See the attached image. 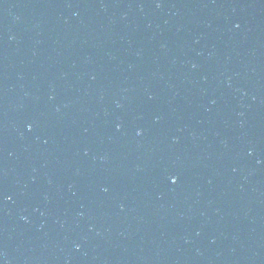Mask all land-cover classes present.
Masks as SVG:
<instances>
[{
    "label": "water",
    "instance_id": "obj_1",
    "mask_svg": "<svg viewBox=\"0 0 264 264\" xmlns=\"http://www.w3.org/2000/svg\"><path fill=\"white\" fill-rule=\"evenodd\" d=\"M0 264H264V0H0Z\"/></svg>",
    "mask_w": 264,
    "mask_h": 264
},
{
    "label": "clouds",
    "instance_id": "obj_2",
    "mask_svg": "<svg viewBox=\"0 0 264 264\" xmlns=\"http://www.w3.org/2000/svg\"><path fill=\"white\" fill-rule=\"evenodd\" d=\"M173 182H175V180H173Z\"/></svg>",
    "mask_w": 264,
    "mask_h": 264
},
{
    "label": "snow or ice",
    "instance_id": "obj_3",
    "mask_svg": "<svg viewBox=\"0 0 264 264\" xmlns=\"http://www.w3.org/2000/svg\"><path fill=\"white\" fill-rule=\"evenodd\" d=\"M176 182V181H175ZM175 182H173V183H175Z\"/></svg>",
    "mask_w": 264,
    "mask_h": 264
}]
</instances>
